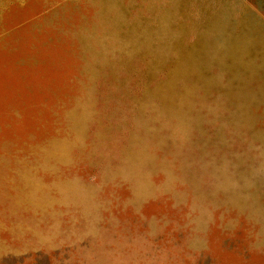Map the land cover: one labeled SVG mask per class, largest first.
Here are the masks:
<instances>
[{"label":"rangeland","instance_id":"obj_1","mask_svg":"<svg viewBox=\"0 0 264 264\" xmlns=\"http://www.w3.org/2000/svg\"><path fill=\"white\" fill-rule=\"evenodd\" d=\"M0 264H264V0H0Z\"/></svg>","mask_w":264,"mask_h":264}]
</instances>
